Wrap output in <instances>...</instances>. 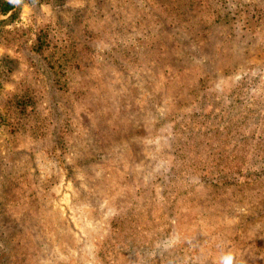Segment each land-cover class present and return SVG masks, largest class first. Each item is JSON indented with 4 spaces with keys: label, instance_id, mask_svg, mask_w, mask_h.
Masks as SVG:
<instances>
[{
    "label": "rangeland",
    "instance_id": "obj_1",
    "mask_svg": "<svg viewBox=\"0 0 264 264\" xmlns=\"http://www.w3.org/2000/svg\"><path fill=\"white\" fill-rule=\"evenodd\" d=\"M10 1L0 264H264V0Z\"/></svg>",
    "mask_w": 264,
    "mask_h": 264
},
{
    "label": "trees",
    "instance_id": "obj_2",
    "mask_svg": "<svg viewBox=\"0 0 264 264\" xmlns=\"http://www.w3.org/2000/svg\"><path fill=\"white\" fill-rule=\"evenodd\" d=\"M29 2H40V1H48V0H26ZM15 3L10 0H0V14L4 15L9 13V16L14 12Z\"/></svg>",
    "mask_w": 264,
    "mask_h": 264
}]
</instances>
